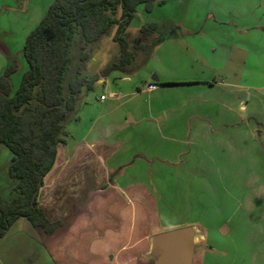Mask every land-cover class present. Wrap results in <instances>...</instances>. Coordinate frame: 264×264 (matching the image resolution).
I'll use <instances>...</instances> for the list:
<instances>
[{"label":"rangeland","instance_id":"rangeland-1","mask_svg":"<svg viewBox=\"0 0 264 264\" xmlns=\"http://www.w3.org/2000/svg\"><path fill=\"white\" fill-rule=\"evenodd\" d=\"M54 2L0 0V74L17 62L18 70L12 75L17 87L27 70L22 52L25 41ZM150 24H157L158 30L148 48L135 50L141 28ZM116 31L112 27L90 45L85 61L80 59L82 37L74 36L64 94L81 69L82 75L103 81L84 92L79 102L86 97L95 109H115L113 116L126 118L129 111L138 116L162 112L169 122L164 110H174L190 96L198 97L199 89L178 86L140 94L144 82L156 77L175 82L216 77L225 84L201 96L224 109L225 126L210 121L219 136L207 137L203 152L192 153L188 163L193 180L203 172L208 183L189 185L186 202L173 200L177 213L165 230L198 222L204 230L196 233L197 257H205L208 264H264V0H158L150 12L141 5L124 34L134 54L127 67H115L120 60V46L113 40ZM102 96L106 102H101ZM72 117L66 126L73 129ZM143 138L140 142L147 150L150 144ZM12 157L0 145V196L7 200L12 199L16 184L9 176ZM205 237L204 244L201 238Z\"/></svg>","mask_w":264,"mask_h":264},{"label":"crops","instance_id":"crops-1","mask_svg":"<svg viewBox=\"0 0 264 264\" xmlns=\"http://www.w3.org/2000/svg\"><path fill=\"white\" fill-rule=\"evenodd\" d=\"M184 81L156 77L139 88L140 94L178 86L199 89L198 97L164 110L169 122L162 112L138 116L129 111L126 118L113 116L115 109H95L86 97L78 102L73 129L65 124L66 143L58 147L38 197L47 219L62 226L47 234L27 220L16 221L0 239V264H155L152 239L170 226L177 213L173 202H186L192 183H208L203 172L193 180L191 156L203 152L209 136H219L210 121L225 126L224 109L201 97L225 84L216 77ZM152 83L156 89L148 90ZM142 138L149 141L147 150ZM191 226L196 233L204 230L198 222ZM201 239L207 242V237ZM193 262L208 264L197 253Z\"/></svg>","mask_w":264,"mask_h":264},{"label":"trees","instance_id":"trees-1","mask_svg":"<svg viewBox=\"0 0 264 264\" xmlns=\"http://www.w3.org/2000/svg\"><path fill=\"white\" fill-rule=\"evenodd\" d=\"M157 1L55 0L25 41L22 52L27 70L18 89L14 91L10 81L18 70L17 62L0 77V145L13 155L9 176L16 181L12 199L0 196V239L20 219L47 234L62 226L47 219L38 197L55 164L58 147L66 143L67 119L83 93L93 91L97 82L78 69L68 84V94H64L74 36L79 33L82 37L80 59L85 61L88 47L117 27L113 40L120 46V60L115 67L129 66L134 54L124 34L138 7L143 5L150 12ZM157 30V24L143 26L134 49L146 50Z\"/></svg>","mask_w":264,"mask_h":264},{"label":"water","instance_id":"water-1","mask_svg":"<svg viewBox=\"0 0 264 264\" xmlns=\"http://www.w3.org/2000/svg\"><path fill=\"white\" fill-rule=\"evenodd\" d=\"M196 230L185 226L155 235L150 255L155 264H194Z\"/></svg>","mask_w":264,"mask_h":264},{"label":"built area","instance_id":"built-area-1","mask_svg":"<svg viewBox=\"0 0 264 264\" xmlns=\"http://www.w3.org/2000/svg\"><path fill=\"white\" fill-rule=\"evenodd\" d=\"M147 89H148V90H155V89H156V85L153 84V83H152V84H149V85L147 86ZM101 99L103 100V99H105V97L102 96Z\"/></svg>","mask_w":264,"mask_h":264}]
</instances>
